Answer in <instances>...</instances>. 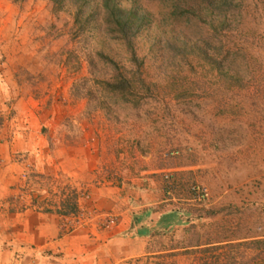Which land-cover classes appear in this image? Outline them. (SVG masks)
Returning <instances> with one entry per match:
<instances>
[{
    "label": "rangeland",
    "instance_id": "374dc122",
    "mask_svg": "<svg viewBox=\"0 0 264 264\" xmlns=\"http://www.w3.org/2000/svg\"><path fill=\"white\" fill-rule=\"evenodd\" d=\"M172 2L138 0L159 24L136 43L155 96L132 110L99 91L108 70L90 71L96 42L68 10L0 0V195L52 213L80 242L92 233L85 248L96 249L34 251L31 238L32 253L63 264H264V0L203 1L197 21ZM183 35L189 47L176 45ZM74 191L75 213L58 212ZM150 207L149 236L131 235L133 214ZM168 208L180 221L160 228Z\"/></svg>",
    "mask_w": 264,
    "mask_h": 264
},
{
    "label": "trees",
    "instance_id": "16d2710c",
    "mask_svg": "<svg viewBox=\"0 0 264 264\" xmlns=\"http://www.w3.org/2000/svg\"><path fill=\"white\" fill-rule=\"evenodd\" d=\"M49 1H51L53 7L57 9L64 8L72 14L73 25L77 33H87L92 35L90 38H94L96 43L94 47L89 49L90 53L88 55L90 71L97 74L104 67L108 70L104 71L107 73H100V76L108 74L107 76L94 79L101 93L106 91L107 95L111 94L110 97L119 98L122 102H126L132 110H135L148 98H154V92L149 91L151 85L153 86V82L146 79L141 70L144 58H139L136 53L137 38L141 31L147 29L153 22L159 24L152 11L139 4L138 0H133V4L130 6L125 5L130 3L124 0ZM171 1H173L171 5L181 15L185 13L186 16L193 17L197 21L201 14L199 12L203 1L209 6L213 5L212 1L214 0H186V5L183 8L178 5L182 0ZM216 5H218L217 1ZM181 38V44L176 45L184 48L189 47L190 42L185 39L184 35ZM175 39L179 42L178 38ZM104 43H112L121 48L124 53L123 57L120 59L117 58V55L106 52L107 48L104 47ZM217 64V67L221 68L220 62ZM76 200L77 193L74 191L70 198L64 199V202L60 203L61 207L57 209L58 212L64 214L75 213L77 210ZM151 211H156V209L150 207L144 213L137 212L133 214L128 226V232L131 235L149 236L152 228L150 227L151 217L148 216ZM178 212L182 213L180 209L176 208L160 211L155 225L165 229L172 222H178L180 217Z\"/></svg>",
    "mask_w": 264,
    "mask_h": 264
},
{
    "label": "crops",
    "instance_id": "0c3cea01",
    "mask_svg": "<svg viewBox=\"0 0 264 264\" xmlns=\"http://www.w3.org/2000/svg\"><path fill=\"white\" fill-rule=\"evenodd\" d=\"M0 187H2L1 184ZM36 196L40 197L41 195L36 194ZM32 197H33L32 199H35L34 198L35 193L32 194ZM6 201H8L7 197L0 195V203L2 204L3 207L6 206V209L1 208L0 210L3 212L2 215L5 216L4 218L5 221L0 220V264H22L21 262L22 260L23 261L25 260L23 264H61L63 262V259H61L59 262L57 259L55 261L54 260L55 256H46L43 253L34 252L40 250L41 248L51 249V250L53 248L54 251H57V249L61 248L60 250L65 251L66 248L69 249L74 245L73 249L75 251L81 250L83 254L85 253L87 256L90 255L89 254L90 251L92 253L96 251V249L93 248L89 250L85 248L88 239L90 237H93L91 235L92 233L87 235L86 231L84 232L81 231V233L84 234V238L80 242L76 239L77 236H75L74 233L67 235V234H63L62 232L61 233L59 232V229L52 222V219L56 220L55 216L52 217L53 216L52 213L47 214L48 213L47 211L41 213L40 210H38L40 209V207L29 204L27 200L24 202V205H22L24 207L20 209L19 208L12 209L13 206L8 205ZM37 210L39 212H37ZM5 224L8 225L6 226ZM12 225H17L18 231H22L24 237L19 235L18 238L14 239L13 237L14 227L10 229V226ZM128 226L126 227V229L128 228ZM124 227L120 226V230L122 232L124 230ZM113 232H115L116 235V228ZM97 236L102 240H104L105 242L106 238L103 237L104 235H97ZM31 238H33V240L30 242ZM113 238H115L114 242L120 241L117 238V236H112L109 239L111 240ZM75 240L77 242H80V244H78ZM29 242L34 243L35 246L34 247L35 250L33 251L34 253H32L31 248H28V244H30ZM62 243L64 245H61ZM81 257L85 259V261L88 258V257L84 258L83 255H81ZM63 258L64 261H69V259L65 257Z\"/></svg>",
    "mask_w": 264,
    "mask_h": 264
}]
</instances>
